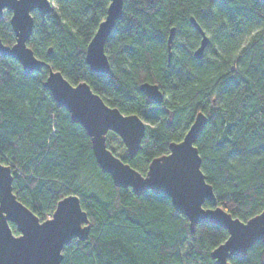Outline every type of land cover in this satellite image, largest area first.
<instances>
[{"label":"trees","instance_id":"1","mask_svg":"<svg viewBox=\"0 0 264 264\" xmlns=\"http://www.w3.org/2000/svg\"><path fill=\"white\" fill-rule=\"evenodd\" d=\"M51 1L54 9L45 16L33 12L28 40L47 64L26 73L17 59L0 54V161L12 167L17 198L44 219L62 197L80 196L89 238L67 244L62 264H217L211 252L228 230L200 222L192 231L168 195L116 186L85 128L44 81L52 67L73 84L87 81L108 105L142 117L140 150L120 156L142 173L204 112L196 142L202 170L218 203L247 220L264 209V0H124L105 46L109 73L91 70L86 51L111 0ZM10 16L5 10L0 19L8 45L16 40ZM191 17L209 37L200 57L202 35ZM146 81L159 85L162 103L141 92ZM230 261L264 264V241Z\"/></svg>","mask_w":264,"mask_h":264},{"label":"water","instance_id":"2","mask_svg":"<svg viewBox=\"0 0 264 264\" xmlns=\"http://www.w3.org/2000/svg\"><path fill=\"white\" fill-rule=\"evenodd\" d=\"M107 14L90 40L86 60L95 72L109 73L111 64L106 53V42L123 11L124 0H111ZM54 9L51 0H0V19L5 10L11 11L10 24L16 40L5 44L0 37V54L17 59L26 73L41 70L47 62L28 45L34 28V11L45 16ZM202 35L195 55L200 57L209 37L190 18ZM175 27L168 38V57L172 56ZM52 51V48L49 49ZM59 106L68 109L71 119L81 124L91 138L98 164L109 173L119 187H131L137 195L151 190L168 195L172 204L190 221L191 230L200 222H209L226 228L227 239L212 250L217 264H232L233 256L242 258L259 240L264 241V209L242 220L218 203L213 185L202 170V156L196 145L207 116L199 111L184 138L170 144L169 153L153 158L145 173L116 155L107 144L109 132L116 133L124 143L127 154L133 158L141 148L146 123L138 114H126L118 107L108 105L87 81L71 83L59 70L49 67L44 81ZM140 90L160 104L164 93L156 83L143 82ZM13 170L0 161V264H62L63 249L73 239L89 238L91 222L76 193L62 197L52 217L41 219L20 201L13 191ZM209 201L212 206L206 207ZM11 222L16 225L15 233Z\"/></svg>","mask_w":264,"mask_h":264},{"label":"rangeland","instance_id":"3","mask_svg":"<svg viewBox=\"0 0 264 264\" xmlns=\"http://www.w3.org/2000/svg\"><path fill=\"white\" fill-rule=\"evenodd\" d=\"M107 141L110 142L111 150L118 156H123L127 152V149L122 142L121 138L114 132H109L107 136ZM52 213H47L44 215V219L52 217Z\"/></svg>","mask_w":264,"mask_h":264},{"label":"snow or ice","instance_id":"4","mask_svg":"<svg viewBox=\"0 0 264 264\" xmlns=\"http://www.w3.org/2000/svg\"><path fill=\"white\" fill-rule=\"evenodd\" d=\"M109 6H111V5H109Z\"/></svg>","mask_w":264,"mask_h":264}]
</instances>
